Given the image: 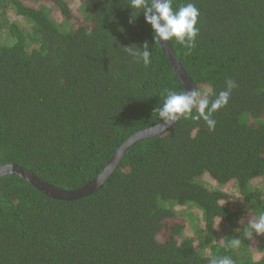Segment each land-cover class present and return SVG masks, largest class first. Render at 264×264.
I'll use <instances>...</instances> for the list:
<instances>
[{
    "label": "trees",
    "instance_id": "obj_1",
    "mask_svg": "<svg viewBox=\"0 0 264 264\" xmlns=\"http://www.w3.org/2000/svg\"><path fill=\"white\" fill-rule=\"evenodd\" d=\"M188 2L200 11L195 46L169 41L184 69L201 91L238 85L215 129L195 110L181 116L76 200L1 177L0 264H264V235L244 236L264 214V0L172 5ZM153 35L131 0H0V165L73 189L161 122L155 109L185 89ZM145 42L148 66L123 49Z\"/></svg>",
    "mask_w": 264,
    "mask_h": 264
},
{
    "label": "clouds",
    "instance_id": "obj_2",
    "mask_svg": "<svg viewBox=\"0 0 264 264\" xmlns=\"http://www.w3.org/2000/svg\"><path fill=\"white\" fill-rule=\"evenodd\" d=\"M132 7L143 9L145 21L154 30L155 41H170L175 39L178 43L187 48L195 46V41L199 33L197 27L200 11L192 2H188L173 8L172 0H151L149 5L146 0H131ZM131 22V21H130ZM133 59L144 66H148L151 61V49L147 42L143 50L132 46L123 48ZM238 87L237 83L229 79L226 81V89L214 94L211 90L201 91L196 89L192 92L186 90L182 92L170 91L164 98L162 106L155 109L162 124H174L181 116L191 115L193 110L198 115L193 119H202L210 131L215 129L216 120L213 113L227 106L232 90ZM214 95L213 99H209ZM221 222V221H220ZM219 222V224H220ZM264 235V214H261L248 222L244 228V236L250 238L253 234ZM241 239L233 238L231 247L239 246ZM210 264H235V261L228 257H217L210 261Z\"/></svg>",
    "mask_w": 264,
    "mask_h": 264
},
{
    "label": "water",
    "instance_id": "obj_3",
    "mask_svg": "<svg viewBox=\"0 0 264 264\" xmlns=\"http://www.w3.org/2000/svg\"><path fill=\"white\" fill-rule=\"evenodd\" d=\"M159 43L161 48L165 52L166 56L168 57L170 65L173 71L175 72L177 79L184 87V89L187 92H192L196 90L197 88L194 80L188 75V73L184 69L170 42L159 41ZM174 124L163 125L162 122H159L157 124H154L152 126L146 127L144 129L135 132L129 138H127L123 143H121V145L113 153L109 162L104 166L102 171L95 178H93L86 184L73 189H66L54 185L48 181H45L32 169H29L28 167L20 165L18 163L1 164L0 178L11 174L18 175L25 178L26 180L31 182V184L34 187H36L37 189L41 190L43 193L54 199H60L66 201L80 199L83 198L84 196L97 192L99 189H101V187L110 179L113 173L118 169L124 155L127 153V151L130 149L131 146H133L142 139L155 137L157 135L166 132Z\"/></svg>",
    "mask_w": 264,
    "mask_h": 264
},
{
    "label": "rangeland",
    "instance_id": "obj_4",
    "mask_svg": "<svg viewBox=\"0 0 264 264\" xmlns=\"http://www.w3.org/2000/svg\"><path fill=\"white\" fill-rule=\"evenodd\" d=\"M79 5V3H77V6ZM79 16V15H78ZM206 181V180H205ZM214 186V185H212ZM216 188H219V189H223L227 192H229L230 194H235L236 190L233 188V189H227V188H222L221 186H217ZM236 196V195H235Z\"/></svg>",
    "mask_w": 264,
    "mask_h": 264
}]
</instances>
